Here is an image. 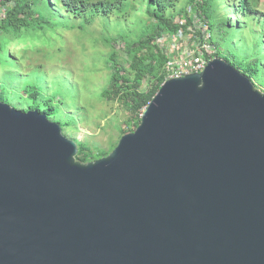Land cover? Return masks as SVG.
Listing matches in <instances>:
<instances>
[{
	"label": "water",
	"instance_id": "1",
	"mask_svg": "<svg viewBox=\"0 0 264 264\" xmlns=\"http://www.w3.org/2000/svg\"><path fill=\"white\" fill-rule=\"evenodd\" d=\"M77 153L0 101V264H264V92L226 61L164 81L105 157Z\"/></svg>",
	"mask_w": 264,
	"mask_h": 264
},
{
	"label": "trees",
	"instance_id": "2",
	"mask_svg": "<svg viewBox=\"0 0 264 264\" xmlns=\"http://www.w3.org/2000/svg\"><path fill=\"white\" fill-rule=\"evenodd\" d=\"M1 2L7 5V12L0 23V101L12 105L15 109H18L19 103L27 101L30 110H37L48 119L56 115L58 108L56 109L49 100H43L48 98L35 80L23 77L24 82L18 86V90L9 89L8 82L20 80L18 74L27 68L31 70L32 77L41 74L40 66L33 69L35 62L28 67L22 66L27 53L42 56L44 50L40 45H47L49 52L43 56L61 67L63 60L55 53L58 43L67 42L63 38L65 33L75 32L81 35V32L98 18L104 21L111 17L123 19L135 10V0H1ZM139 2L144 6L142 15L146 18L141 26L140 35L135 40H128V33L119 37L125 45L126 54V59L121 63L128 66L125 67L117 61L116 52L109 53L106 59L111 70L110 80L100 95L104 99H119L123 102L130 114L136 118L135 129L140 123L138 115L153 99L166 78L167 58L158 46L157 40L165 34L172 35L178 31L188 33L186 31L188 26H193L196 35H200V31L195 27L194 18L189 14L190 10L209 30L210 41L217 51L216 57L246 75L254 85L258 84L264 88V11L252 9L249 0H245L246 10L243 11V16L251 18L250 23L258 22L260 25L259 31L252 30L257 39L255 42L241 37L233 39H236V35L232 33L241 27L237 23H230L228 15L220 12L221 5L216 0H188L181 9L176 8L178 0ZM177 18L184 19L185 23L174 22ZM248 24H245L242 30H245ZM42 39L48 44H40ZM103 41H106L108 46L111 42H116L115 38H104ZM231 42L240 43L239 48H236L238 52L225 50ZM246 47L250 49L247 50ZM237 56L242 58L238 59ZM142 82L146 83V88L142 87ZM132 131L134 130L123 131L122 135ZM76 143L78 146L76 159L82 163L105 157L110 153L100 152L90 158L85 145Z\"/></svg>",
	"mask_w": 264,
	"mask_h": 264
},
{
	"label": "rangeland",
	"instance_id": "3",
	"mask_svg": "<svg viewBox=\"0 0 264 264\" xmlns=\"http://www.w3.org/2000/svg\"><path fill=\"white\" fill-rule=\"evenodd\" d=\"M139 1L135 0V10L123 19L111 17L104 21L98 18L85 31L81 32L83 35H78L75 32L65 33L63 38L67 42L58 43L55 53L63 60H61V67L57 66L54 61L46 60V56L43 55L49 52V48L47 45H40V48L44 50L42 56L28 52L22 66L28 67L35 62L33 69L40 66L41 74L32 77L31 70L27 68L18 74L20 80L13 83L8 82L10 90H18V86L24 82L23 77H27L31 81L35 80L44 91L43 94L48 98H43V100H49L56 109L58 108L56 115L49 120L61 126L62 133L66 138L83 143L87 153H90V158L100 152H111L123 136V131L135 130L136 118L130 114L123 102L119 99H104L100 95L110 80L111 70L106 57L114 51L117 53L118 62L121 63L126 59L125 45L122 44L120 35L128 33L127 39L135 40L141 33L140 29L146 18L142 15L144 6ZM178 1L176 8L181 9L185 7L188 0ZM216 1L221 5L220 12L228 15L230 23H237L241 27L232 33L234 36L236 35V39H233L237 40L238 37H241L247 41L255 42L257 39L252 30L259 31L260 25L258 22L250 23L251 18H247V15L246 17L243 16V11L246 10L245 0ZM249 1L252 9L259 12L264 11V0ZM258 15L261 17L260 14ZM245 24L248 26L242 30ZM79 36L81 38H78ZM104 38H115L116 42L113 41L108 46L106 41H103ZM159 41L161 42L160 45H163L161 48L168 53L166 42ZM42 43L48 44L47 42L44 43L43 39L40 44ZM239 45L240 43L231 42L225 47V50L238 52ZM246 49L249 50L250 48L246 47ZM52 55L55 56L53 52ZM237 57L238 59L242 58V56ZM122 65L128 66V64ZM29 74L30 76H28ZM255 86L263 92V87L258 84ZM142 87L146 88L145 82H142ZM22 94L25 96L23 92ZM60 101L62 102L60 103ZM28 106L29 102H21L17 110L28 111L30 110Z\"/></svg>",
	"mask_w": 264,
	"mask_h": 264
},
{
	"label": "built area",
	"instance_id": "4",
	"mask_svg": "<svg viewBox=\"0 0 264 264\" xmlns=\"http://www.w3.org/2000/svg\"><path fill=\"white\" fill-rule=\"evenodd\" d=\"M7 5L0 0V23L5 18ZM194 18L195 27L200 31L196 35V29L193 26L187 27V32L178 31L176 34H165L157 40L158 46L161 41L166 42L168 53L161 48L167 61L165 64L166 80L181 78L189 74L200 73L205 69L208 63L216 57V48L211 43V34L205 24L200 23V19L189 11ZM174 22L184 24L185 20L177 18Z\"/></svg>",
	"mask_w": 264,
	"mask_h": 264
}]
</instances>
